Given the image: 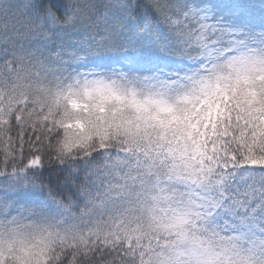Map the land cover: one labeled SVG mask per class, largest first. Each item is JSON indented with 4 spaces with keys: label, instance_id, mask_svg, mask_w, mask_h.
I'll return each mask as SVG.
<instances>
[{
    "label": "snow or ice",
    "instance_id": "obj_1",
    "mask_svg": "<svg viewBox=\"0 0 264 264\" xmlns=\"http://www.w3.org/2000/svg\"><path fill=\"white\" fill-rule=\"evenodd\" d=\"M0 264H264V0H0Z\"/></svg>",
    "mask_w": 264,
    "mask_h": 264
}]
</instances>
